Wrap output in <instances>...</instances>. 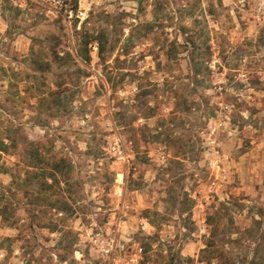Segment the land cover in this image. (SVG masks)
<instances>
[{"label":"rangeland","instance_id":"1","mask_svg":"<svg viewBox=\"0 0 264 264\" xmlns=\"http://www.w3.org/2000/svg\"><path fill=\"white\" fill-rule=\"evenodd\" d=\"M260 1L0 0V264H264Z\"/></svg>","mask_w":264,"mask_h":264},{"label":"trees","instance_id":"2","mask_svg":"<svg viewBox=\"0 0 264 264\" xmlns=\"http://www.w3.org/2000/svg\"><path fill=\"white\" fill-rule=\"evenodd\" d=\"M98 48L99 53L102 52V40H98ZM77 55L83 59V61L87 62L89 61V53L87 49L85 51H79L77 52ZM40 67H42L41 63H38ZM7 149V144L4 143V141L0 140V151H4ZM31 160L29 163H27L28 166L37 168L31 174H34L38 178H44L41 181V185H46L47 187H44V189L52 187L53 181L58 182V173L61 171V169L64 167L63 161L60 160V158H57L55 155H51L50 157H45L42 155L39 151V149L36 148L31 153ZM50 165V166H49ZM45 178H50L51 183H48Z\"/></svg>","mask_w":264,"mask_h":264},{"label":"built area","instance_id":"3","mask_svg":"<svg viewBox=\"0 0 264 264\" xmlns=\"http://www.w3.org/2000/svg\"><path fill=\"white\" fill-rule=\"evenodd\" d=\"M264 7V0H261L257 6V12H260L261 9ZM214 142V140H211V144ZM210 165H216V162L214 160H210ZM95 245L97 246V251L101 253L103 256H109L112 254L113 246H114V239H110L109 241L101 242L98 241V238L94 240ZM2 253H0V256ZM133 260L135 258H132Z\"/></svg>","mask_w":264,"mask_h":264}]
</instances>
